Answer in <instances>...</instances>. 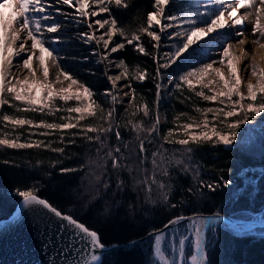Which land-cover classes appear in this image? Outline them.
Here are the masks:
<instances>
[{
  "label": "trees",
  "instance_id": "1",
  "mask_svg": "<svg viewBox=\"0 0 264 264\" xmlns=\"http://www.w3.org/2000/svg\"><path fill=\"white\" fill-rule=\"evenodd\" d=\"M193 1L172 0L165 15L185 12ZM48 2L52 8L66 9L56 0ZM154 2L122 0L126 6L108 5L110 18L117 20L118 26L126 28L127 37L140 35L138 42L148 53H140L135 47L136 41L128 44L126 37L118 40L125 44V48L118 49L114 56L124 61L123 70L126 68L129 74H135L137 70L146 74L142 82L127 79L131 94L124 105L113 104L106 98V69L91 53L95 46L84 44L79 37V32L84 28L66 18L68 11L61 12L58 21L60 30L45 34L59 37L60 42L56 44L54 54L59 57L57 63L60 69L92 91V99L105 115L115 108V120L112 131L106 134L107 147L104 148L95 141V133L87 134L93 138L89 140L79 128L41 136L39 133L45 129L27 125L15 128L10 124L6 126L3 116L33 119L37 123L41 120L63 123L59 117L68 114L56 112L47 115V109L43 113L18 112L16 109L25 105L13 101L11 95L5 93L9 103L0 106V139L14 140L19 137L22 143L43 141L44 144L39 148L27 149H10L0 145V219L8 217L14 210L21 199L17 195L19 190L34 191L61 213L70 215L95 231L100 243L105 245L142 236L173 217L212 213L222 203L220 211L223 214L246 218L257 213L264 217V128L238 134L237 142L230 147L211 141L200 144L190 142L182 146L164 139L169 131L173 132L169 140L185 139L175 132L177 127L173 125L174 122L186 121L187 116L196 114V107L201 108L205 104L203 101L197 102L181 84L179 91L175 90L167 99L157 101L156 50L151 38L139 31L147 27V14L155 11ZM145 104L149 108L148 117L143 115L142 108L136 111ZM56 106H76V102L68 101L65 104L57 99ZM156 113L160 117L162 113L165 118L164 125L158 123V133L153 132L151 136L146 131L137 133L132 125L141 124L146 129L150 128L157 121ZM99 115L98 111L97 117ZM88 124L107 127L96 117L81 121L82 126ZM117 131L120 140L116 139ZM141 140L143 152L140 151ZM116 147L121 152L114 155L123 154L125 157L121 160L120 169H113L111 159L106 157L109 149ZM186 147L192 151L185 152ZM54 148H63L64 151H53ZM153 153L157 154L155 168ZM128 167L133 169L132 172L128 171ZM254 167L262 170L254 171ZM64 169L74 171H62ZM257 175L256 181L247 182L236 196L243 182ZM224 180L230 181L228 187L221 186L215 191L207 187L209 184L222 185ZM161 183L165 185L164 189L159 187ZM206 257L207 264H264V235L235 231L221 224L217 226L213 241L206 248ZM99 264H155L152 236L127 249L103 254Z\"/></svg>",
  "mask_w": 264,
  "mask_h": 264
},
{
  "label": "snow or ice",
  "instance_id": "2",
  "mask_svg": "<svg viewBox=\"0 0 264 264\" xmlns=\"http://www.w3.org/2000/svg\"><path fill=\"white\" fill-rule=\"evenodd\" d=\"M57 3L73 7L75 5V11L79 17L84 18L87 21L90 17H95L99 13L109 12L108 5L115 4L116 6H126L122 4V0H56ZM205 5L216 4L221 6L220 10L213 11L211 8H207L205 11L196 12L189 15L181 23L182 25H188L184 27L182 31H177L175 36L180 39L181 43L174 44L175 51L173 53L165 52L163 58L165 63L160 64L159 67L167 68L170 63H175L176 58L180 57L183 53L189 50L193 45H196L198 41H201L210 36V34L217 33L219 30L224 29L226 26H242L243 17L237 15V13L250 6V0H239L238 3H226V0H202ZM14 4L16 7L14 8ZM103 5L99 8V13L95 10H89L92 5ZM169 4V0H155V11L147 15V27L139 29L140 32L145 33L152 41L159 42L161 39L160 34L151 29L154 26H158L160 32H163L165 28H172L178 26V17L175 15L167 17L170 23L167 25L162 24L161 17L165 13V6ZM260 4L264 5V0H260ZM52 5L48 0H3L0 2V106L8 104L9 100L4 95L5 92L11 95L13 101L20 102L25 107L17 108L18 112H45L47 109V115H53L56 112H66L68 115H61L59 119L63 123L46 122L44 120L38 123L33 119L27 118H15L9 115H4L3 120L7 125L15 127H23L25 125L30 128L45 129L46 131L40 132L41 136H49L52 132L70 130L73 128H79L84 133L85 137L89 140L93 139L88 137V133H95V141L100 144L101 148L107 147V133L112 131L113 121L115 120V108H112L105 115L103 109L92 99V91L83 83L78 82L72 75L65 70L60 69V65L57 63L58 55L54 47L46 45H56L60 42L59 37H47L45 34L57 33L61 25L55 21V18L51 12ZM57 12L60 10L57 9ZM255 13L257 16L253 35L259 33L261 38H264V25L260 22V16L264 14V8H256ZM66 15V14H65ZM193 15L198 18H193ZM250 15V14H249ZM22 18V22L18 20ZM46 21H52L51 23H45ZM79 22V21H78ZM231 22V23H230ZM95 23L99 25V29H104L107 25V31L102 35L97 36L91 30L93 29L92 23H87L88 32L81 33V37L86 43L95 42L97 45L103 44L104 49L109 48V42L113 40V37L117 34L116 30H120V35L127 38L128 44H133L134 41H140L141 37L138 34H133L131 37H127V30L123 26H118V22L115 19H102L96 20ZM15 25V26H13ZM26 33V39L19 44V47H15L16 42L21 40V34ZM243 33H238L242 35ZM105 36L107 39H105ZM171 39V36L169 37ZM27 41H31L30 47H26ZM239 44L244 45L243 39L238 41ZM253 44H258L259 48L264 49V43L260 40L253 39ZM158 45H153L157 47ZM125 44L119 43L114 47H111L110 52L116 53L118 49H124ZM138 51L142 54H148L146 49L137 44ZM232 44L229 43L222 50V55L219 63L223 65L227 61V67L229 75L225 78L219 67H214L213 63H206L202 67L193 71H189L180 77L183 84L188 85L189 89H192L195 84H202L203 88H209L210 85H215L216 81L208 80L204 83L207 76L215 74L222 82V86L219 90L212 89L211 95H206L202 90L196 91L195 95L201 97L205 101L216 102L222 107H196L194 111L199 114L200 118L188 117L187 123L182 124L180 127L183 130V135L187 138L179 139L176 141L169 140V137L173 135L172 131H169L168 135L164 139L169 143H177L182 146H187L191 143L200 144L211 141L213 144H221L225 147H230L238 140V131L245 124L250 123L252 118L264 113V70H258L255 65L252 66L251 74L256 77L257 83L247 84V95L245 96L240 91L241 79L237 76V64L239 60L234 56L230 49ZM26 53L27 58L23 59L22 66L28 69L30 77L24 79L16 78L15 83L12 82L9 77V70L13 65V57L19 56L21 53ZM242 55L247 53L241 49ZM107 59V56L102 57ZM37 62L43 80L36 79V71L33 69V62ZM51 61L58 71L55 81L49 80V67L48 62ZM215 63V62H214ZM119 68H124V61L121 60L116 65ZM145 73L137 70L135 74H129L125 68L119 75H108L107 79L112 83L113 89L116 88L117 81L121 80L122 76L127 79H136L138 81H144ZM157 76H160L159 71ZM60 77H63L65 81H68V87L55 88L54 84L62 83ZM169 83H172L169 80ZM75 86V87H74ZM123 87H131V85H124ZM162 85L156 84V99H160V90ZM179 87V85H177ZM134 91V90H133ZM107 95L111 96L112 103H120L117 100V96L111 92H107ZM125 96L129 93L125 92ZM236 97V99H233ZM62 101L67 104L68 101H75L76 106L69 107H57L56 100ZM14 106V105H11ZM142 108L143 115L149 116L148 106L142 105L137 108L136 111H140ZM100 115L97 117V112ZM73 114H76L73 116ZM211 114V120L208 119ZM187 116V114H182ZM88 117H96L102 120L107 127L100 124H88L81 125V121H85ZM180 117H177L179 120ZM159 118L157 117L156 123L152 124L150 128H144L141 124H133V128L140 132H147L148 136H151L153 132L158 133ZM118 127V125H117ZM198 129V131H196ZM103 137V138H102ZM147 138V137H145ZM63 139V137H61ZM116 139L120 140V134L116 132ZM139 139V135L137 136ZM151 143V141H149ZM246 142V141H244ZM44 144L43 141H28L19 142V137L14 140L7 138L0 139V145L10 149H27L33 147H41ZM127 147V145H125ZM53 151L63 152V148H54ZM99 151V150H98ZM140 151H144L143 140H141ZM185 152L190 153L191 148L186 147ZM121 149L116 147L115 149H109L106 154L108 159L112 161L113 169H120L122 167L121 160L125 157L123 154L117 156L114 153H120ZM153 153V167H156L155 156ZM179 163V161L177 162ZM132 168L128 167V171L132 172ZM188 170L187 168L185 169ZM62 171H74V169H64ZM166 174V173H165ZM198 174V173H197ZM99 180V177H97ZM121 183H123L121 181ZM155 183V181H153ZM230 181L224 180L223 184H209L207 187L210 191H215L217 188L228 187ZM203 187V185H201ZM107 187V184H105ZM119 187V185H118ZM161 189L165 188V185L161 183L159 185ZM191 191V190H190ZM17 195L21 198L19 207L16 209L15 214L11 217V220L6 223H13L20 219L25 210H30L34 205L43 206L49 212L62 221H66L67 225H61V231L67 226L73 230L74 235L70 239H78L85 248L81 251L86 253V249L90 246L92 254L89 259L81 257L74 261H70L69 264H96L100 260V256L96 254L95 250L104 248L98 239V235L95 231H90L82 223L77 222L69 215H62L55 207L51 206L46 200L37 197L32 190H19ZM165 199L167 197L165 196ZM175 205H173L174 207ZM187 219L189 223L185 226V231L181 232L180 229H176L173 233V252L178 251V256L172 259L169 264H207L206 248L210 243L207 238V233H215L217 226L221 224H228L239 231V225L233 223L230 220H226L224 216L215 214L212 216H199L194 215L192 217L180 216L174 220L169 221V224L178 225L181 221ZM167 227V225L165 226ZM245 227H251V225H245ZM179 236L178 249L176 247L175 237ZM163 239L162 235L155 237L156 241V253L160 254V242ZM190 242L193 249L189 258H186V243Z\"/></svg>",
  "mask_w": 264,
  "mask_h": 264
},
{
  "label": "rangeland",
  "instance_id": "3",
  "mask_svg": "<svg viewBox=\"0 0 264 264\" xmlns=\"http://www.w3.org/2000/svg\"><path fill=\"white\" fill-rule=\"evenodd\" d=\"M172 0H169V4L171 3ZM0 2H3V0H0ZM239 0H226V3H238ZM168 4V5H169ZM63 5V4H62ZM168 5L165 6V12L167 11ZM66 7V9H59L60 11L57 12L54 7L51 8V12L53 17L55 18V21L58 22L59 19L61 18V12L68 11V17H66L68 20H71L75 25L77 26H82L84 29L83 31L79 32V37L83 41L84 44L86 45H94L95 48L92 49L91 53L96 55V61L101 62L106 69V75H119L122 73L124 70L123 68L117 67V63L119 62L118 59L115 58V53H111L108 55L110 52L111 47L116 46L117 44L121 43L119 42V38H122L120 34H116L113 37V40L109 42V48L104 49L103 44L101 43L100 45H97L94 41L91 43H86L84 39L81 37V33L88 32L90 31L87 28V23H92L93 24V29L91 30L95 35L100 36L102 35L105 31H107L108 26L106 25L104 29H99V25L95 23L96 20H102V19H110L109 13H99V8L102 7L103 5H96L93 4L92 8L89 9L97 11L99 14L95 17H90L87 21L84 20V18L79 17L78 14L75 11V5L73 7H68L67 5H63ZM16 5L14 4V8ZM219 5L216 4H208L205 5L202 3V0H194L193 4L187 8L185 12H182L181 14L175 15L178 17L177 22H172V23H177L178 26L172 27V28H165L163 32H160V29L158 26H154L151 30L157 32L160 34L161 39L159 42L153 41V45H158L157 47H154L156 50V60H155V65L157 68V72L159 71L160 76H157V83L161 84V90H160V99L165 100L168 98L169 94L173 91H179V87L177 85L183 86L185 90L190 92V95L194 97L197 102L203 101L205 104V107H222V105H219L216 102H210V101H205L201 97H197L195 95L196 91H203L206 95H211L212 94V89L214 88L215 90H219V88L222 86V82L219 81V78L215 76V74H211L207 76L204 80V83H207L208 80H213L216 81L215 85H210L209 88H203L202 84H195L194 82V87L192 89H189L188 85L183 84L180 80V77L184 74H186L189 71H193L197 68L202 67L206 63H213L214 67H219L221 69V72L224 74L225 78L228 77L229 72H228V67H227V61L223 65L219 63V60L222 55V50L227 44L231 43L232 48L230 49V52L236 56L239 60V63L237 64V76L240 77L241 79V84H240V91L246 96L247 95V84L252 83L256 84L257 79L256 77L252 76L251 71H252V66L255 65L258 70H264V58L259 53H256L253 51V46L254 44L252 43L253 39H257L256 36H248L245 34L246 29L245 25L246 23V13H249V11H245L241 9L237 15H240L243 17V23L242 26H226L224 29L219 30L217 33L210 34L209 37L198 41L196 45H193L189 50H187L185 53H183L180 57L176 58L175 63H170V66L167 68H161L159 67L160 64H163L166 62V60L163 58L164 53H173L175 51V48L173 47L174 44L181 43L180 39L175 36V33L177 31H182L184 27H188V25H182L179 22H182L184 19H186L189 15L195 14L196 12H202L205 11L207 8H211L213 11H218L220 10ZM154 12V11H153ZM152 13V12H149ZM148 13V14H149ZM147 14V15H148ZM251 14V13H249ZM167 15L165 13L161 17L162 24L167 25L171 21L167 19ZM193 18H198L193 15ZM22 22V18H18ZM79 21V22H78ZM52 21H46L45 23H51ZM231 23V22H230ZM15 26V25H13ZM243 33L240 37H233V35L236 33ZM49 37V35H46ZM171 36V39L169 38ZM245 36V37H244ZM246 38V39H245ZM26 39V33L21 34V40L16 42L15 47H19V44L21 42H24ZM105 39L107 37L105 36ZM245 40V44L241 45L239 44V40ZM249 39V40H248ZM247 40V42H246ZM259 40V39H257ZM264 40V38L262 39ZM261 41V40H260ZM31 41H27L26 47H30ZM139 44V42H137ZM137 44L135 47L137 48ZM140 45V44H139ZM50 47H54L56 49V45H46ZM241 49H243L247 55H242L241 54ZM107 56V59H102V57ZM27 58L26 53H21L19 56H14L13 57V65L11 66L9 70V77L8 79H11L13 83H15L16 78L19 79H24L25 77H30V73L28 69L24 68L22 66V61L23 59ZM215 62V63H214ZM33 69L36 71V79L37 80H43V76L41 73V69L39 68V65L37 62H33L32 65ZM48 67H49V80L50 81H55L56 76L58 75L59 69H57L54 65H52L51 61L48 62ZM60 80L62 83H56L54 84L55 88H60V87H68L69 82L65 81L63 77H60ZM108 80V79H107ZM169 80L172 81V83H169ZM124 85H128V80L127 78H124L122 76L121 80L117 81L116 83V88L113 89L112 83L108 80V90L106 91V98L109 101H112L111 96L107 95V92H111L112 94L117 96V100L121 101L120 103L124 105L126 102H128V99L130 98V89L129 87H123ZM75 87V86H74ZM178 89V90H177ZM127 92L129 93L128 96H125L124 93ZM6 93V92H5ZM10 95V94H9ZM233 99H236V97H233ZM201 107V108H203ZM156 116L159 118V124L164 125L165 124V118L162 116L161 117L159 113H156ZM2 115L0 112V119ZM173 117H175L173 115ZM186 117V116H185ZM188 117H195V118H200L199 114L196 113L195 115L187 116L186 121L184 122H174V126L177 128L175 129V132L179 134L178 136L183 137V130L180 127L182 124L189 122ZM209 120H211V114H209L208 117ZM264 128V113H262L259 116H256L252 118L250 123L245 124L241 127V129L238 131V134L240 133H246L249 131H255V130H260ZM198 131V129H196ZM248 134V133H246ZM185 137V136H184ZM183 137V138H184ZM187 138V137H186ZM261 168H255L254 171H261ZM253 179V178H252ZM249 182V181H248ZM189 223L184 222L179 225L172 226L166 230H164L161 233L155 234L152 236V257L154 260L155 264H169V262L176 258L178 256V251L173 252V233L175 230L178 228L180 229L181 232L185 231V226ZM246 232H253L259 235H264V227H254L251 229L246 230ZM157 235H162L163 239L160 242V254L157 255L156 253V241L155 237ZM214 233L211 231L207 233V238L209 240V244L207 245L210 246L211 242L213 241ZM148 238V237H147ZM146 238V239H147ZM145 239V240H146ZM144 240V241H145ZM176 240V247L178 249V240L179 236L175 237ZM143 241V242H144ZM141 243V242H140ZM186 258H189L193 249L191 247V243L188 242L186 243Z\"/></svg>",
  "mask_w": 264,
  "mask_h": 264
},
{
  "label": "water",
  "instance_id": "4",
  "mask_svg": "<svg viewBox=\"0 0 264 264\" xmlns=\"http://www.w3.org/2000/svg\"><path fill=\"white\" fill-rule=\"evenodd\" d=\"M257 177L258 175L253 179L247 178L243 182L242 186L238 189L236 196L241 192L244 185L248 181L255 182ZM236 196L234 198H236ZM37 197L44 199L38 195ZM19 203L20 200L17 202L14 210L8 217L0 219V264H69L70 261H74L81 257H84L85 259L90 258L92 254L90 246L87 247V254L85 255V252L81 251L85 248V245L82 244L78 239H70L74 235L73 230L66 226L64 230L61 231V225H67V222L60 220L54 215V213L44 209L43 206L34 205L30 210H25L22 217L16 222L6 223L7 221L11 220V217L15 214L16 209L19 207ZM222 205L223 203L220 204L216 210L209 214H193L183 216H212L218 213L224 216L226 220H230L242 227L239 228L240 232L250 229L249 227H245V225L251 221L257 222L253 225L254 227H264V217L259 216V214L253 213L251 216L246 218H237L223 214L220 211ZM62 215L68 214L62 213ZM176 218L177 217H173L160 227L126 242L111 243L107 245L101 243L104 245V248L95 250L96 254L100 256V260L97 261L96 264L100 263L103 254L115 250L127 249L134 244L143 242L149 236L161 233L164 230L175 226L169 224V221ZM184 222H188V220L185 219L181 221V223ZM166 225L167 227H165ZM223 225L238 231L228 224ZM89 230L93 231L91 229Z\"/></svg>",
  "mask_w": 264,
  "mask_h": 264
},
{
  "label": "bare ground",
  "instance_id": "5",
  "mask_svg": "<svg viewBox=\"0 0 264 264\" xmlns=\"http://www.w3.org/2000/svg\"><path fill=\"white\" fill-rule=\"evenodd\" d=\"M256 8H264V5L260 4V0H250V6L243 8V10L249 11V13H251L250 15H249V13H246L247 25H245V29H246L245 34L248 36H252V37L254 36L252 30L254 28V25H255V22L257 19L256 13H255ZM260 22L262 25H264V14H262L260 16ZM255 35H258V36H256V38L261 40L260 42L264 43V40H262L263 38H261L259 36V33H256ZM240 36L241 35H238L236 33L233 35V37H240ZM246 42H247V40H246ZM253 51H255L256 53H259L262 56V58H264V49L259 48L258 44H254ZM256 223H257L256 221H251V222H248L246 225H251V227H249L251 229L254 227L253 225ZM239 228H242V227L239 226Z\"/></svg>",
  "mask_w": 264,
  "mask_h": 264
},
{
  "label": "clouds",
  "instance_id": "6",
  "mask_svg": "<svg viewBox=\"0 0 264 264\" xmlns=\"http://www.w3.org/2000/svg\"><path fill=\"white\" fill-rule=\"evenodd\" d=\"M116 32H117L118 34H121L119 29H117Z\"/></svg>",
  "mask_w": 264,
  "mask_h": 264
}]
</instances>
